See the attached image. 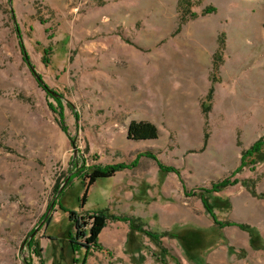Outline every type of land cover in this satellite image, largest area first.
Segmentation results:
<instances>
[{"label":"rangeland","instance_id":"rangeland-1","mask_svg":"<svg viewBox=\"0 0 264 264\" xmlns=\"http://www.w3.org/2000/svg\"><path fill=\"white\" fill-rule=\"evenodd\" d=\"M190 1L197 17L180 24V0H0V264H164L147 238L149 250L127 246L124 217L160 234L200 230L207 264H264L247 233L220 230L192 195H207L264 141V0ZM20 41L60 102L37 82ZM133 120L154 123L158 139L129 140ZM256 158L255 171L249 159L234 179L264 192V154ZM115 165L126 167L98 180L83 206L87 172ZM70 175L51 220L26 243ZM207 196L233 203L215 210L220 221L255 222L264 237V200L241 184ZM99 213L108 217L102 250L73 255L70 241L86 245L81 232ZM163 243L195 264L177 240Z\"/></svg>","mask_w":264,"mask_h":264},{"label":"trees","instance_id":"trees-1","mask_svg":"<svg viewBox=\"0 0 264 264\" xmlns=\"http://www.w3.org/2000/svg\"><path fill=\"white\" fill-rule=\"evenodd\" d=\"M191 4L192 3L190 0H180V3H179L180 20H181L180 24L185 23L189 18L197 17V13H194L191 11ZM214 11H215L214 9L208 8V9H205L202 13L210 14ZM42 24H44V22H42ZM20 43H21L22 52L24 55V60H25V56L27 55V52L23 46V43L21 41ZM220 49L221 50L224 49L223 39H222V43H220ZM50 54H51L50 51L45 50L44 55H43V64H45L46 66L50 64ZM216 59H219V58H216ZM26 63L28 66H30L31 64V62L30 64L28 62ZM214 66L219 67L217 63H214ZM212 95H213V88H211L209 91V94L207 97L208 102L211 101ZM54 98L60 102V100L63 99V96L60 95L59 97H54ZM202 109L204 113L207 114V112L210 111V106L206 107L205 104H203ZM61 127L64 132H67V128L64 125V123H61ZM158 136H159V130L157 126L149 121H131L130 125L128 126L127 138L132 141H137V142L138 141H153V140L158 139ZM209 137H210V133L206 131L204 135V144H207ZM263 148H264V141L263 139H259L251 147H249L247 150H244L242 152L241 165L233 173L232 176L213 183L210 189L208 190L206 189L203 192L206 193L207 195L213 194V193H220L229 187H234V186H237L238 184H241L243 187H245L248 190V192L253 197L260 199V200H264V192H258L257 183L255 181L240 180L238 178L234 179L237 173L242 172L245 167L251 166L250 163L248 162L249 159H251V163L253 164L251 166V171H255L256 159H258L256 157H259L260 159H262V155L264 154ZM125 167L126 166L124 165H115V166H106V167H95V168L90 169L87 172L85 179H84V181H86L87 183L86 184L87 186H86L85 194L83 195L82 200H81L83 206L87 203L89 189L93 185H95V183L98 180L105 179V178H112L115 176L117 171ZM160 168L166 172H177V174H180L179 171H177L176 169L172 167H167L165 165L160 164ZM192 195L204 200L205 210L209 213L215 225L220 230L225 229L227 227H237L241 231L248 234L249 246L251 247V249L255 251H264V237L256 227L251 226L249 224H245V223H238V222H233V221H220L218 219L215 213V210L216 209L218 210L231 209L232 204L229 199L216 200V203H212L210 202V198L207 195L197 194V193H194ZM60 209L65 211L64 207L61 204H60ZM49 220H51L50 217L46 222L47 224L49 223ZM121 220L125 222H129V225H130V231L128 234V241H127L128 247L135 246L134 249L136 251L149 250V246L146 244V241H145V239L147 238L158 249L157 251H154V250L152 251L153 257L156 258L158 261H161L162 263L167 264V258L170 257L173 260L174 264H182L180 259L176 257L175 255H173L171 251L167 247L164 246L163 239L165 237H171L178 241L182 250L187 254L190 261H192L195 264H207L204 261L203 254L204 252L208 250L210 246L207 244H204L202 237H201L200 230H197V229L190 230L182 235L168 233V232L160 234V233H155L153 231L145 229L146 225L143 224V222L140 221L139 219L124 217ZM88 221H89L90 228L88 230H84L82 227L83 230L81 232V235L86 238L85 240L86 245L70 241V250L73 255L84 247L87 249L91 248L93 250L94 249L102 250V248L99 245V236L102 233V231L105 229V227L107 226L108 217L104 213H99V214L89 215ZM87 224L88 223L86 222V225ZM32 244L33 243H30L29 247L30 249H32V251L35 252V249H33ZM245 253H246L245 250H242V254L245 255ZM73 261L74 263L77 262V260H73Z\"/></svg>","mask_w":264,"mask_h":264},{"label":"water","instance_id":"water-1","mask_svg":"<svg viewBox=\"0 0 264 264\" xmlns=\"http://www.w3.org/2000/svg\"><path fill=\"white\" fill-rule=\"evenodd\" d=\"M12 15L14 16V11L11 9ZM25 60L26 62H28L30 64V58L28 56V54L25 56ZM30 70L33 72V74H35V78L37 80V82L40 84V86H42V88L51 96L53 97H59L60 95L58 93H56L55 91L51 90L48 85L44 82L43 78L40 77V75L37 73V71L35 70V68L30 64L29 66ZM73 146L75 149V156L78 152L76 146H75V142H73ZM71 175L65 180V182L62 184V186L59 188L57 195L55 196L54 200L51 202L47 214L45 215V217L43 218V220L41 221V223L37 226V228L28 236V239L26 240V243L33 239L35 237V235L39 232L40 228L47 222V220L49 219L53 208H54V204L56 202V200L58 199V197L60 196V194L62 193L64 187L68 184L69 180H70ZM26 245V244H25ZM23 247V246H22Z\"/></svg>","mask_w":264,"mask_h":264},{"label":"crops","instance_id":"crops-1","mask_svg":"<svg viewBox=\"0 0 264 264\" xmlns=\"http://www.w3.org/2000/svg\"><path fill=\"white\" fill-rule=\"evenodd\" d=\"M133 121H137V120H133ZM142 121H146V120H142ZM150 122V121H149ZM131 123V122H130ZM152 123V122H151ZM154 124V123H153ZM130 125V124H129ZM128 125V126H129ZM127 130H128V127H127ZM132 141V140H131ZM134 142H137V141H134ZM139 143L141 142H145V141H138ZM115 177V176H114ZM231 204L233 205V203L231 202ZM244 203H242V205H243ZM86 205V204H85ZM247 207H249V205L248 204H246L245 205V208H247ZM233 222H235V221H233ZM238 223H243V222H238ZM248 223H250V221H248L247 223H245V224H248ZM251 224H257V223H255V222H252ZM251 224H249V225H251ZM258 225V224H257ZM251 226H253V225H251ZM255 227V226H254ZM228 228V227H227ZM259 231H260V233L262 234V232H261V229H260V227H259V225H258V227H256ZM239 229V228H238ZM240 230V229H239ZM103 234H104V230L102 231V233L100 234V236H99V240H100V238H101V236H103ZM248 238H249V236H248ZM114 239L115 240H118V237L117 236H115L114 237ZM118 245H120V244H118Z\"/></svg>","mask_w":264,"mask_h":264}]
</instances>
